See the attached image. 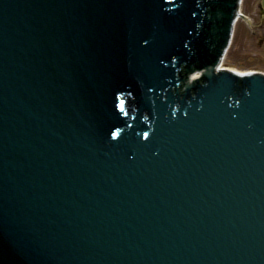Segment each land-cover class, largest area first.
<instances>
[{
	"label": "water",
	"instance_id": "water-1",
	"mask_svg": "<svg viewBox=\"0 0 264 264\" xmlns=\"http://www.w3.org/2000/svg\"><path fill=\"white\" fill-rule=\"evenodd\" d=\"M242 1L0 0V264H264Z\"/></svg>",
	"mask_w": 264,
	"mask_h": 264
},
{
	"label": "rangeland",
	"instance_id": "rangeland-1",
	"mask_svg": "<svg viewBox=\"0 0 264 264\" xmlns=\"http://www.w3.org/2000/svg\"><path fill=\"white\" fill-rule=\"evenodd\" d=\"M240 10L252 25L243 18L237 20L222 65L226 69L244 73H264V21L261 0H243Z\"/></svg>",
	"mask_w": 264,
	"mask_h": 264
},
{
	"label": "flooded vegetation",
	"instance_id": "flooded-vegetation-1",
	"mask_svg": "<svg viewBox=\"0 0 264 264\" xmlns=\"http://www.w3.org/2000/svg\"><path fill=\"white\" fill-rule=\"evenodd\" d=\"M261 7H262V9H263V14H262V16H263V21H264V0H261ZM245 21H247V23L249 24V25H252L251 23H250V21L249 20H247V19H245ZM264 25V24H263ZM263 27V26H262Z\"/></svg>",
	"mask_w": 264,
	"mask_h": 264
}]
</instances>
